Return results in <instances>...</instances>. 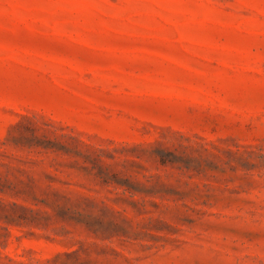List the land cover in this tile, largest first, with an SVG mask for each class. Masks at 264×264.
<instances>
[{
  "label": "rangeland",
  "instance_id": "1",
  "mask_svg": "<svg viewBox=\"0 0 264 264\" xmlns=\"http://www.w3.org/2000/svg\"><path fill=\"white\" fill-rule=\"evenodd\" d=\"M0 264H264V0H0Z\"/></svg>",
  "mask_w": 264,
  "mask_h": 264
}]
</instances>
